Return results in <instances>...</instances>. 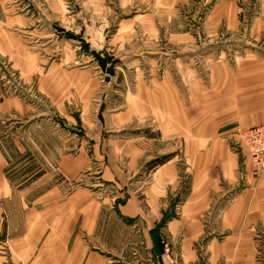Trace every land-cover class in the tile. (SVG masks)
Listing matches in <instances>:
<instances>
[{
	"label": "crops",
	"instance_id": "1",
	"mask_svg": "<svg viewBox=\"0 0 264 264\" xmlns=\"http://www.w3.org/2000/svg\"><path fill=\"white\" fill-rule=\"evenodd\" d=\"M36 1H45L49 8H37ZM137 1L141 7L155 9L162 0ZM170 1V8L163 6L178 15L187 10L193 31L202 25L201 19L206 28L217 18L225 21L226 32L244 31L250 38L244 42L249 46L242 43V50L234 51L239 55L234 59L235 68L221 74L223 88L213 94L220 106L215 107L217 103L211 99L212 107H207L205 94L194 99L192 94L186 100L175 97L172 80L155 79V111L148 110L145 103L143 110L132 105L113 120L115 130L125 133L104 142L101 140L106 138L95 132L88 139L89 146L82 142L78 154L58 155L55 176L62 182L51 192L50 201L43 199L38 209L33 206L23 214L21 225L14 221L10 206L0 200V264H169L160 245L164 237L174 242L172 251L178 264H200L205 258L210 259L208 264H216L218 258H231V264H264L260 249L264 240V170L254 177L247 151L238 148L236 140H224L238 128L264 122V0ZM63 13L53 9L50 0H0V72L5 77V82H0V95H5L0 101V121L9 117L32 123L34 109L43 111L38 103L20 100L6 83L9 80L32 87L41 99L53 97L54 113L62 119L69 118L74 98L88 102L97 92L99 82L93 69L80 68L78 58L67 55L65 32L52 26L55 21L66 31ZM167 23L162 21L155 29L162 32ZM172 24L189 31L179 18ZM33 39L43 45L36 46ZM135 74L139 75H133L136 85L141 87L148 77L143 72ZM164 89L172 92L171 103L165 107ZM166 108L168 116L162 115ZM48 111L45 108L44 112ZM134 111L154 112V136L132 131ZM179 136L184 143L181 149H174L173 141ZM164 144L171 147L170 153L186 160L188 177H182L175 156L155 168L149 182L140 188L132 178L142 161L168 154ZM86 146L90 150L86 151ZM93 161L110 165L102 180L116 187L117 200H111L112 193L99 202L88 188L67 191L72 188L67 182H79ZM125 162L128 167L123 169ZM179 175L190 184L178 194ZM175 194L181 195L180 216L174 212L179 205ZM205 218L218 222L212 226ZM180 232L179 244L176 238Z\"/></svg>",
	"mask_w": 264,
	"mask_h": 264
},
{
	"label": "rangeland",
	"instance_id": "2",
	"mask_svg": "<svg viewBox=\"0 0 264 264\" xmlns=\"http://www.w3.org/2000/svg\"><path fill=\"white\" fill-rule=\"evenodd\" d=\"M50 1L53 9L64 10L66 16V31L58 27L60 24L55 21L52 26H57L54 30L65 32L67 55H75L80 68L93 69L95 74L93 76L99 82V88L88 102L85 98H74L68 110L69 118L62 119L54 113L56 106L53 97L41 99L32 87L28 89L20 81H15L14 77V80L6 82L20 100L38 103L43 108V111L40 108L34 109L32 117L35 120H32V123H28L29 120L18 121L9 117L0 121V200L10 206L12 214L15 213L14 221H17V225L22 224L23 214L32 211L33 206L38 209L43 199H47L46 202L50 201L51 192L62 182V178L55 176L59 170L58 155L60 157L62 154H78L82 142H87L89 146L88 139L95 132L106 138L101 140L104 142L112 135L125 133L115 130L113 120L116 119L115 115L129 107L131 109L132 105L138 110H143L141 105L145 103L148 110L155 111V79L159 82L165 77L172 80L175 97L186 100L192 94H194L193 99L205 94L207 107H212L211 99L217 103L215 107H218L219 98L213 97V94H219L223 88L224 78L221 74L224 75L228 68H235L234 59L239 55L234 51L242 50L239 44L243 43L246 47L250 44L244 43L250 40L248 36H244V31L226 32L225 21L217 18L213 25H208L206 28H203L201 19L202 27L197 26V31H193L191 28L193 25L190 24L192 19L187 15L188 11L183 10L182 14L178 15L177 11L169 9L170 0L159 1V7L155 9L141 7L137 0ZM34 3L37 8H49L45 1ZM163 5H168L169 8ZM28 8L30 9V4ZM176 18L187 26L188 32L180 31V28L172 24ZM162 21L168 23L160 32L155 26H159ZM77 27H81L83 31L81 32ZM38 41V39L32 40L33 43ZM38 45L41 46L43 43L38 42L36 46ZM141 72L146 74L148 79L140 87L139 84L136 85L137 81L134 80L133 75ZM130 75H132L131 79H129ZM154 75L156 78L153 79ZM138 76L136 75V78ZM4 79L0 72V82H5ZM142 88L144 89L140 91ZM28 92L32 94L29 95ZM162 92V105L165 107L166 104L171 103L172 92L169 89H164ZM3 96L0 95V101L5 98ZM187 104L192 105L191 102ZM45 108L50 111L45 113ZM165 110L167 111V108L162 115L168 116ZM153 119L154 112L148 114L134 111L132 131L137 134L144 133L147 137L154 136L155 134L151 133L155 129L152 128ZM259 125L238 128L234 130V134L224 138L226 142L236 140L237 147L247 151L254 177H258L264 168L257 171L254 169L248 141L250 142L253 137L250 136V130ZM182 137L176 138L175 143L173 141L174 149H181L184 143ZM88 146L85 147L86 151L90 150ZM165 147L168 154L141 162L139 172L132 178L133 182L140 183V188L145 186L146 181L149 182L155 168L169 163L175 156L182 177H188L184 171L186 160L175 152L170 153L171 147L164 144ZM228 147L231 150L235 149L232 146ZM162 158L163 162L158 163ZM105 163L93 161L92 166L86 169L79 182H67L68 188L72 186L67 191L70 193L73 188H88L99 202L112 193L111 200H117L116 187L102 180L110 169V165ZM123 167V169L128 167L126 162ZM182 177L179 175L178 194L190 184L185 183ZM174 198H179V205H175L174 212L176 216H180L183 210V205H180L181 195L175 194ZM208 217L212 218L209 215ZM204 220L211 222L212 226L215 225L213 223L218 222L208 218ZM180 233L176 238V243L179 244L183 234ZM261 242L260 249L264 254V240ZM160 245L164 259L169 264H178V258L172 251L174 242L164 237L161 238ZM208 263L210 259L208 258L207 261L205 258L200 264ZM216 264H231V258H218Z\"/></svg>",
	"mask_w": 264,
	"mask_h": 264
},
{
	"label": "built area",
	"instance_id": "3",
	"mask_svg": "<svg viewBox=\"0 0 264 264\" xmlns=\"http://www.w3.org/2000/svg\"><path fill=\"white\" fill-rule=\"evenodd\" d=\"M250 131V136L253 137L248 143L252 151L254 161L253 167L257 171L264 168V123Z\"/></svg>",
	"mask_w": 264,
	"mask_h": 264
},
{
	"label": "trees",
	"instance_id": "4",
	"mask_svg": "<svg viewBox=\"0 0 264 264\" xmlns=\"http://www.w3.org/2000/svg\"><path fill=\"white\" fill-rule=\"evenodd\" d=\"M161 162H163V158H162V159H160L158 163H161ZM152 165H154V164H152Z\"/></svg>",
	"mask_w": 264,
	"mask_h": 264
}]
</instances>
